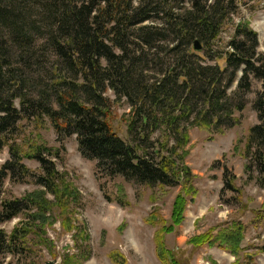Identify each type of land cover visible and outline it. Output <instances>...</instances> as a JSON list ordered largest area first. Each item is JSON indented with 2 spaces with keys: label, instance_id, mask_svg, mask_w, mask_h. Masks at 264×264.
<instances>
[{
  "label": "trees",
  "instance_id": "16d2710c",
  "mask_svg": "<svg viewBox=\"0 0 264 264\" xmlns=\"http://www.w3.org/2000/svg\"><path fill=\"white\" fill-rule=\"evenodd\" d=\"M241 1L0 0V150L9 154L0 168V264L41 263L34 243L47 242L44 228L54 218L55 203L46 195L60 206L80 202L56 169L58 153L14 142L24 120L47 121L61 144L75 136L99 180L149 189L183 184L191 195L184 159L189 130L232 128L257 81L258 123L244 154L246 170H255L264 188V52L247 21L233 23ZM122 101L129 109L127 140L111 124L114 104ZM25 159L36 161L39 172ZM232 178L226 175L225 187L236 192ZM6 180L31 181L40 191L2 199ZM14 219L11 232L1 229ZM226 235L219 248L239 256L242 228ZM157 251L162 264H179L169 263L160 243Z\"/></svg>",
  "mask_w": 264,
  "mask_h": 264
},
{
  "label": "rangeland",
  "instance_id": "374dc122",
  "mask_svg": "<svg viewBox=\"0 0 264 264\" xmlns=\"http://www.w3.org/2000/svg\"><path fill=\"white\" fill-rule=\"evenodd\" d=\"M240 20L247 21L256 32L258 52H264V0H242L233 23ZM260 88L259 82H252L246 106L234 116L236 124L232 128L216 133L189 130L184 159L192 174L191 195L186 194L189 188L183 184L149 189L135 188L119 179L99 180L95 162L81 156L75 136L61 144L47 121H21L14 142L42 143L52 149L53 155L58 153L56 169L80 198L78 205L69 203L65 207L53 196H45L55 203L54 218L44 228L47 242L34 243L40 251V264H162L165 262L157 256L158 243L169 263L264 264V188L256 171L246 170L248 160L244 154L248 131L258 123L252 103ZM108 97L114 99L111 93ZM128 112L123 101L112 109L113 130L123 140H127ZM8 158V149L0 150V168ZM23 164L39 172L36 161L25 159ZM226 175L233 177L236 192L226 189ZM2 191L1 198L7 199L40 190L31 181L18 184L6 180ZM176 201L182 208L175 218ZM18 222L14 219L1 229L9 233ZM238 227L242 228L243 238L240 254L234 256L219 248L218 243L220 237ZM110 254L118 255V260L114 261Z\"/></svg>",
  "mask_w": 264,
  "mask_h": 264
},
{
  "label": "water",
  "instance_id": "95a60500",
  "mask_svg": "<svg viewBox=\"0 0 264 264\" xmlns=\"http://www.w3.org/2000/svg\"><path fill=\"white\" fill-rule=\"evenodd\" d=\"M194 50L195 51H200L201 50V46L199 45L198 42H194ZM47 264H49V263H47Z\"/></svg>",
  "mask_w": 264,
  "mask_h": 264
}]
</instances>
